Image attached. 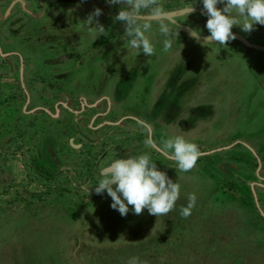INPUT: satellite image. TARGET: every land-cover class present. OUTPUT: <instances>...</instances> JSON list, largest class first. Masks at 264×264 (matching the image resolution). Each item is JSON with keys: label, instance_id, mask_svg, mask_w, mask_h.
<instances>
[{"label": "rangeland", "instance_id": "1", "mask_svg": "<svg viewBox=\"0 0 264 264\" xmlns=\"http://www.w3.org/2000/svg\"><path fill=\"white\" fill-rule=\"evenodd\" d=\"M8 1L0 0V4L4 6ZM195 1L194 6H203L202 0ZM160 2L169 12L181 11L192 1ZM101 4V0H91L78 6L84 10L91 6L93 11L96 5L101 9ZM63 5L73 7L69 3ZM65 14L68 17L73 13L66 10ZM102 16L107 18H99L104 26L110 21L115 31L123 28L105 12ZM198 18L207 21L204 15ZM237 18L242 24V19ZM239 26H234L232 32L246 41L244 49L234 40L216 47L210 43L204 47L195 41H176L184 37L179 33L168 52L163 51L164 40L154 41L155 54L145 57L140 77L121 78L122 73L133 67L131 60H125L118 77L105 81L108 85L104 86V94L110 99L122 98L127 105L139 101L141 106L142 93L154 80L156 89L146 109L142 110V117L151 122L152 138L157 145L171 136L182 135L199 146L205 156L200 155L190 171H180L174 161L147 146L143 128L139 129L140 136L119 131L140 125L125 120L123 126L105 125L99 129L101 133H125L123 136L114 135L109 142L99 144L98 152H91L89 148L70 163L69 168L55 169L48 161L41 162L38 156L47 155L48 148L38 150L37 144L33 146V142L27 141L29 137L23 143L21 136L17 137V153L26 174L23 175L19 167L20 175L13 177L10 162L5 157L16 152L15 139L13 137L11 143L9 137L0 158V264H264V219L261 212L255 211L245 184L248 180L242 178L236 168L226 175L227 168L231 167H222L217 161L220 154L237 156L240 162L248 161L253 171L254 163L240 145L220 150L235 138L247 142L243 135L249 132L260 134V143L249 142L264 161V149L261 150L264 148V52L253 49V46L264 48V25H255L251 32H244ZM87 31L84 35L87 41H112L114 35L108 31L106 35L100 34L89 28ZM198 31L201 36L209 35L206 27ZM19 32L34 36L26 25L20 26ZM24 38L15 40L16 45L20 49L26 46L38 59L44 53L43 48L32 44L33 38ZM25 41L35 48L24 44ZM94 49L93 54L101 53L99 66L103 64L113 70V48L105 51V45H97ZM156 71L158 75L152 76ZM200 77H206V82L197 88L196 80ZM92 80L95 81V75ZM127 81L133 89L129 88L131 92L126 93L120 87ZM18 105L21 107L22 99ZM104 107L102 104L97 111L101 112ZM126 112L129 111L114 112L104 120L115 124L117 117ZM134 113L132 116L141 118V114L137 117ZM203 123L206 128L200 130ZM36 126L44 130L53 124L41 120L36 121ZM18 131L21 134L22 128ZM99 152L102 154L96 159ZM143 153H149L158 168L181 185L180 199L175 210L167 215L152 216L147 209L136 215L129 206V213L121 216L111 208V197L106 192L96 194L95 187L103 178L101 171L107 168L109 160ZM103 165L106 166L102 168ZM190 194L197 197L195 207L190 216L182 218L179 209L187 205ZM260 209L264 213L261 205Z\"/></svg>", "mask_w": 264, "mask_h": 264}, {"label": "crops", "instance_id": "2", "mask_svg": "<svg viewBox=\"0 0 264 264\" xmlns=\"http://www.w3.org/2000/svg\"><path fill=\"white\" fill-rule=\"evenodd\" d=\"M70 4H72L73 7L68 8L65 7L66 5L51 7L48 9L47 14L43 17V20L46 23L44 26L47 25V29H49L47 33L51 34L53 41H56L52 46L51 44H47L49 41L44 39L46 33L42 28L45 27L36 29L32 28L33 34L41 29L40 32L35 34L36 38H34L32 41V44L38 45L39 48H43L44 53H42L38 59L33 57L32 53L29 52V48H25L26 46L24 49H20L16 45L17 41L15 40H23L25 36L24 34H20L19 25L15 26V31L11 32V41H0V48L2 50L5 52L16 53L18 55V57H16L17 59L12 58L10 62H8L9 64L3 61L0 63V158L4 154L2 147L8 142L5 141L10 137V142L12 143L14 137L15 143L13 146L16 152L14 151L9 156H5L8 158V162H10L9 166L13 172V177L14 175L19 176L21 171L23 172V175L26 174L22 164L20 163L22 162L20 159L21 156L19 153H17V137L21 136L19 139L22 141V143L25 142L29 137L27 141L29 143L33 142V146L37 144L39 149L42 147L51 148L54 156L58 160V165H56L54 168H67L69 166V161L65 160L66 156L70 158L73 156V162H75L77 157H80V155H82L84 152H88L92 149L86 147L84 148L82 145L79 148H71L72 146L70 147L68 145V141L75 136L77 130H79V132L83 130V124H85L83 119L93 114V112L91 113L90 109L98 112V107L102 104L105 105L103 109L104 111H101V113L104 112L105 118L108 115H114V112L118 113L121 110L129 111L124 115L121 113L117 117L115 124H110L107 122L100 123L99 125L97 124L95 128L89 129L90 133L92 132L100 134L101 131L99 129L101 127L105 125H118L121 122L118 119L121 115L128 116L129 118L131 117L130 120L138 123L136 122L137 118L132 116L131 113L134 111V114H136L138 117V114H141L139 112L146 109L147 105L152 99V92L156 89L153 85V80L150 84V87L142 93L144 102L141 106L139 105V101H136V103L132 105H127V101L122 98L117 101L115 98L110 99L108 95H105L104 92H106V90H104V86L108 85L105 81L110 79L112 80L114 77H118V72L122 67V62L126 60L121 59L122 56L128 57L130 55L134 56L135 58L129 57L130 59H128V61L131 60L133 67L126 71L127 73H122L123 75H121V78H129L131 75L132 78L140 77V74H142V70L144 69V61L146 58H144L143 62H141L139 60V56L143 55L142 50L131 48L127 43L123 48H115L113 50L114 59L111 62L113 70L108 69L106 72L102 73L101 69H105V65L102 64L99 66V62H101V60L99 57L93 56V51L95 50V46H103V44L101 41H87L85 38L86 36L84 37V35H87L88 27L85 28L86 30L80 27V23L86 18V14L89 12L91 6L84 10L78 5L85 4V2ZM66 10L68 13L73 14H70L67 17L65 14ZM18 17L19 14H16V16L12 15L11 19L4 23V27H6L7 24H9L12 20H18ZM63 21L67 22L68 24L71 23V25L66 27L69 33H71V36H62V34H59ZM23 22H25L27 25L29 24L27 21ZM78 22L79 26L77 25ZM159 23L160 22L152 21L153 26L151 30L146 33L147 37L150 41H152L154 46L157 41L164 40V37L161 36L159 31ZM43 24L41 26H43ZM35 30L36 32L34 33ZM114 39L115 42L123 41L124 39H126L125 41L128 40L123 31L120 29L116 31L114 30L112 41L108 40L110 42L108 43L109 45H115L116 47L118 44L113 42ZM24 44L30 46V48H35L33 45H30L28 41H25ZM12 56L14 57L16 55L13 54ZM59 56H63L64 58L56 64H53L52 62L50 64V61L56 60ZM143 56L146 57V55ZM16 61H22L24 66H27V68H24L23 70V82H21V76L19 75L20 85L19 76H16V74L13 72ZM109 63L110 62L106 64V67L109 65ZM136 74H139V76ZM94 75L95 81L92 80ZM156 75H158L157 71L152 76ZM205 82L206 77H200L196 80V87L199 88L200 85H204ZM26 88L31 102L30 106L28 107V111L23 113L24 109L18 105L20 102V96L18 95L19 93L23 95V93L26 91ZM129 88L133 89V86H129L128 81L122 84L120 87V89L126 93L129 91ZM97 102H99L98 105L94 106V104ZM7 105L10 106L6 107ZM58 105L60 109L56 112ZM13 108L18 109L15 110ZM37 109H43L44 113H34ZM47 110L56 114L57 118L54 120V122H49L53 124L52 127H55L52 128L46 126V128L44 127V130L41 128L38 129L37 126H35L36 121L41 122V120L44 119H52V116L48 114L49 112ZM42 116L43 119H41ZM89 124L91 123L89 122ZM19 128H22L21 134L18 131ZM199 128L200 130L204 129L206 128V125L203 123L199 126ZM25 137L26 139H24ZM106 139L107 138L103 139L102 141L109 142V140L107 139V141ZM248 140L250 141L252 139ZM5 146H7V144ZM105 147H107V145ZM73 166L74 165H71V167ZM19 167H21V171L19 170Z\"/></svg>", "mask_w": 264, "mask_h": 264}, {"label": "clouds", "instance_id": "3", "mask_svg": "<svg viewBox=\"0 0 264 264\" xmlns=\"http://www.w3.org/2000/svg\"><path fill=\"white\" fill-rule=\"evenodd\" d=\"M106 3L120 6L114 20L123 25L128 45L142 50L146 56L154 55L155 47L146 33L153 26L152 20L148 18H161L166 15L160 0H106ZM202 5L201 15L207 17L206 28L209 33L205 40L210 44L225 46L230 40H235L236 36L232 32L234 26L240 25L242 31L251 32L255 25H264V0H202ZM194 11V5L189 3L184 9L185 16ZM102 15L100 8H94L83 23L90 31L106 35L105 26L99 20ZM237 17L242 19V24ZM158 27L165 37L163 51L168 52L179 33L173 32L166 22L159 23ZM193 31L197 36L200 35L199 31ZM145 143L174 161L182 172L190 171L201 155L199 146L182 135L164 139L159 145L149 136ZM101 175L103 178L99 180L95 192L98 195L106 192L112 199L111 208L117 210L121 216L129 213V206H132L136 215L142 214L145 209L152 216L167 215L175 210L180 199L181 185L174 182L166 171L160 170L149 153L115 159ZM196 199L195 194L188 196L187 205L179 209L182 218L191 215Z\"/></svg>", "mask_w": 264, "mask_h": 264}, {"label": "flooded vegetation", "instance_id": "4", "mask_svg": "<svg viewBox=\"0 0 264 264\" xmlns=\"http://www.w3.org/2000/svg\"><path fill=\"white\" fill-rule=\"evenodd\" d=\"M18 1L22 2V6H21V4ZM101 1L103 3V4H101L102 12H105L107 14V17L108 18L110 17L113 20L114 17L118 14L120 6L119 5L110 6V5H108L106 3V0H101ZM191 1H192L191 4L196 3L195 0H191ZM79 2H82V0H9L6 3V5H4V6H3V3H2V4H0V41H11L10 34H11V32L15 31V26H17V25L25 26L26 25L27 28L30 29V32L32 34H33V29L32 28L36 29V28L45 27V28H42V29L45 30V33H46L44 39L49 41L47 44H51V46H52L53 43H55L56 41H53V38H52L51 34L47 33L49 29H47V25L44 26L46 23L43 20V17L47 14L48 9L51 8V7H57V6H61L63 4L79 3ZM85 2L88 3V2H91V0H85ZM12 3H13V5L10 7L9 13L6 14V10L9 8V6ZM97 7L99 8L98 5H96V7H94V8H97ZM194 7H195V11L192 14H190V15H186L185 16V13H184L182 15L170 16L169 20L162 18V19H154L152 21H157V22H160V23L161 22H166V23L169 24V26L172 27V29H174L178 33H181L184 36L183 38H180L179 40H176V41H195V42L200 43V45H203L204 47H206V44H208L207 42H204V41L200 40L199 38H194L191 35V34L196 35L193 30H197L198 31V30H201L203 28L205 29L206 22H207L204 19L198 18V16L201 14L203 6L202 7L194 6ZM218 7H220V6H218ZM91 11L92 10L90 9L89 12L86 15H88ZM178 11H169V12H166V14H168V13H176ZM181 11H184V9L181 10ZM16 14L17 15L19 14L18 20H12L9 24H7L6 27H4V23L6 21H9L11 19L12 15L16 16ZM101 17L103 19L107 20V18H104L103 16H101ZM184 19H187V21H184ZM23 21H27V22H29V24L27 25ZM42 24H43V26H41ZM61 25H62V27L60 29L62 30V32L60 30L59 34H62V36H64V35L71 36L70 35L71 33H69V31L66 28V27H68V25H71V23L68 24L67 22L63 21ZM77 25L79 26V22L77 23ZM80 25H81L80 27L83 28L84 30H86L85 28L88 27L85 24H81L80 23ZM12 27H13V30H12ZM105 28H106V31H108L109 33H114L115 25L113 23H111L110 21H108L107 22V26H105ZM118 29L123 31V28H121V27H118L116 30H118ZM6 31H7V33H5ZM40 31H41V29H39L37 32L35 30L34 33L35 32L38 33ZM123 33H124V31H123ZM35 34H34V36L26 35L27 37L26 36L25 37H26V39H32V38L34 39V38H36ZM204 36H206V35H204ZM204 36L203 35L201 36V33H200V35L198 37L205 38ZM125 40L126 39H124L123 41H116L115 43L118 44L117 45L118 47L117 46L115 47V45H111V44L109 45L108 44V43H110L109 41H101V42H102L103 45H105V51H108V50H111L112 48H113V50L115 48L116 49L123 48L125 46V44H127V41H125ZM234 41H237L239 43L240 47H242L243 49L245 48L246 44L241 43V42H239L236 39ZM218 45L219 44H215V45L213 44L214 47H216ZM256 51H259V50H256ZM0 52H1L0 53V63L2 61L5 62V63H8V62H10V60L12 58L14 59V58L18 57V55L16 53L2 51L1 48H0ZM262 52H264V51H262ZM13 54H15L16 56L13 57L12 56ZM100 54L99 53L98 54H94L93 56L94 57H99ZM143 55L139 56V60L141 62H143V60L145 58V56H143ZM129 57L133 58L134 56H130V55L128 57L122 56L121 59L128 60V59H130ZM63 58H64L63 56H59L56 60L50 61V64H51V62L53 64H56L60 60H62ZM24 68H27V66L25 67L24 64L22 63V61H19V62L16 61L14 69H13V72L16 74V76H19V75L21 76V82H23L22 81L23 80L22 79V77H23L22 75L24 73V71H23ZM101 70H102V73H104L108 69L102 68ZM101 70H100V72H101ZM20 76H19V85H20ZM162 84H163V82H162ZM25 90L26 91H25V93H23V95L21 93H19V95H18V96H20V99H22L21 108L24 109L23 113H26L28 111V107L30 106V102H31V99L29 98V95H28V92H27V88ZM252 97L253 96H251V98ZM161 99L163 100L162 97H161ZM98 103L99 102L95 103L94 106H97ZM59 109L60 108H59V105H58L57 109H56V112L59 111ZM210 110L211 109H209V111ZM47 111L49 112V110H47ZM36 112H37V114H43L44 113L43 109H37V110H35L34 113H36ZM141 112L142 111H140V113ZM48 114L52 116V119L51 120L50 119H44L43 121L46 124L50 125L51 123H49V122H54V120L57 117H56V114H54V113L49 112ZM104 118H105L104 117V112L103 113H101V112H93V114L87 116L85 119H83L84 123H85V124H83V130H81V132H79V130H77V133L75 134V136L68 141V145L70 147L72 146L71 148H79L82 145L84 148L85 147L86 148H92L91 152H94V151L98 152L99 151V149H97L98 145L105 143L104 141H102L103 139L107 138L109 140L114 135L123 136L125 134V133H122V134H119V133H117V134L100 133V134H98V133H92V132L90 133L89 129L90 128L91 129L95 128L98 123L100 124V123L105 122ZM41 119H43V116L41 117ZM118 119H119V121H121L118 124L119 126H122V124L124 122H126L125 120L132 121V120H130L131 117L129 118L128 116H122V115ZM97 121H98V123L95 124ZM137 121L140 124L139 126H137L138 128L135 127V129H132L130 127H128V128L125 127L124 130H119V131H125V132H129V133L132 132L136 136L137 135L140 136L139 129L143 128L144 131L146 132L147 138L149 136L152 138V134H151L152 133V129H151L150 125H149L151 122L148 121V120H145V118L142 117V114H141V118H137ZM89 122L91 124H89ZM147 124L149 125V127L147 126ZM87 125H89V126H87ZM35 126H36V124H35ZM207 133H208V131L205 134H203V135L205 136ZM259 135H258V133L257 134L251 133V132L246 133V134L243 135V137L246 139L247 142L235 138L234 141L231 144H229L228 146L223 147L222 149H220V150H229L228 149L229 147H233L235 145H240L242 147L241 150L242 151H246V153H248V155H250V157H251V159H252V161L254 163L253 171H252L251 167L248 165V161H247V163L240 162L238 160L237 156H228V155H221L220 154L218 156V158H217V161H218V163L222 164V167H228V166L231 167V168H227V171L225 172L226 175L231 173L230 170L232 168H234V169L236 168V169L239 170V175L241 177L243 176L242 178H245V179L248 180V182L245 183V184H246V186L248 188V191H249V194H250V196L252 198V202H253V205L255 207V211L257 212V214L261 212L263 214V219H264V213L260 209V205L264 208V161L262 159L263 157L262 158L260 157L259 153L257 152L258 150L255 148V146L253 144H250V142L248 140V139H252V142H259L260 143L261 138L258 140V136ZM261 135H262V132H261ZM80 136H81V138H80ZM100 141H102V142H100ZM243 142H245V143H243ZM46 148H48V147H46ZM257 148L259 149L261 147H257ZM37 149L40 150L38 148V146H37ZM262 149H264V148H261V150ZM220 150H216V152L220 151ZM156 152L161 154L158 151H156ZM102 153H104V151ZM102 153L95 155L96 159H98L99 156H101ZM47 155H43V154L40 153L39 156L38 155L37 156H38V159L41 160V162L47 163V161H48V164H50L52 166L58 165L57 164L58 160L54 156L51 148H48ZM92 155L94 157V153H92ZM131 155H129V156H131ZM202 155L205 156V154H202ZM105 157L106 158L108 157V160L110 159V156H105ZM65 158H66L65 159L66 161L67 160L69 161V164L73 163V161H72L74 159L73 156L71 157L72 159L70 157H67V156ZM77 158H76V160H77ZM112 162L113 161L109 160L106 163V165L107 164L110 165ZM225 163H226V165H225ZM106 165H103L102 168H104V166H106ZM67 168H69V167H67ZM104 170L105 169H103L102 171H104ZM241 170H243L244 175L241 173L242 172ZM229 177H230V175H229ZM236 186H237V184H236Z\"/></svg>", "mask_w": 264, "mask_h": 264}, {"label": "water", "instance_id": "5", "mask_svg": "<svg viewBox=\"0 0 264 264\" xmlns=\"http://www.w3.org/2000/svg\"><path fill=\"white\" fill-rule=\"evenodd\" d=\"M20 4H21V6H22V2H20V1H18ZM14 3V2H13ZM13 3L9 6V8L6 10V14H8L9 13V10H10V7L13 5ZM185 12L184 11H178V12H176V13H168V14H166L165 16H163V17H161V18H148V19H151V20H154V19H167V20H169L170 19V16H176V15H182V14H184ZM194 38H199L200 40H202V41H204V42H206V40H205V38H200V37H198V36H196V35H194V34H191ZM236 36V35H235ZM236 40H238L239 42H241V43H244V44H246L247 45V43H246V41H244L242 38H240V37H238V36H236ZM254 49H256V50H259V51H264V48L263 47H257V46H254L253 47ZM1 53V52H0ZM202 155V154H201ZM259 166V165H258Z\"/></svg>", "mask_w": 264, "mask_h": 264}]
</instances>
